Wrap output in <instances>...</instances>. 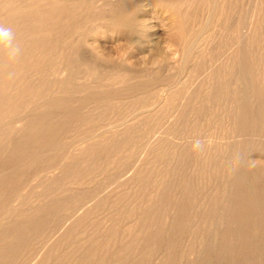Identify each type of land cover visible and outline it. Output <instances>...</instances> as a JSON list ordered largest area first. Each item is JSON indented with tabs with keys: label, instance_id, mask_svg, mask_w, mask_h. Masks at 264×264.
Listing matches in <instances>:
<instances>
[{
	"label": "rangeland",
	"instance_id": "374dc122",
	"mask_svg": "<svg viewBox=\"0 0 264 264\" xmlns=\"http://www.w3.org/2000/svg\"><path fill=\"white\" fill-rule=\"evenodd\" d=\"M0 24V264H264V0H0Z\"/></svg>",
	"mask_w": 264,
	"mask_h": 264
},
{
	"label": "bare ground",
	"instance_id": "6f19581e",
	"mask_svg": "<svg viewBox=\"0 0 264 264\" xmlns=\"http://www.w3.org/2000/svg\"><path fill=\"white\" fill-rule=\"evenodd\" d=\"M105 7V6H104ZM68 9V8H67ZM69 11V10H68ZM30 12H32L31 10H30ZM28 13V12H27ZM20 14V13H19ZM32 14V13H31ZM43 14V13H42ZM27 15V14H26ZM7 16V15H6ZM44 16H46V15H44ZM30 17V16H29ZM15 18V17H14ZM25 18V17H24ZM48 18V17H47ZM27 19V18H26ZM25 19V20H26ZM33 19H34V17H33ZM68 19V18H67ZM86 19V18H85ZM17 20V19H16ZM32 20V19H31ZM66 20V19H65ZM40 21V20H39ZM55 21H57V20H55ZM35 22V21H34ZM42 22V21H41ZM45 22V21H44ZM63 22V21H62ZM24 23V22H23ZM56 23V22H55ZM31 24V23H30ZM33 24V23H32ZM42 25H43V23H42ZM50 25V24H49ZM57 25V24H56ZM16 26V25H15ZM23 26V25H22ZM27 26H29V24L27 25ZM51 27V26H50ZM26 28V27H25ZM73 28V27H72ZM33 29V28H32ZM70 29V28H69ZM19 30V29H18ZM41 30H43V29H41ZM13 31H15V30H13ZM33 31V30H32ZM43 31H46V30H43ZM27 32H28V30H27ZM47 32V31H46ZM51 32V31H50ZM63 32V31H62ZM45 33V32H44ZM48 33V32H47ZM64 33H66V32H64ZM53 34V33H52ZM69 34V33H68ZM49 35V34H48ZM28 36V35H27ZM30 37V36H29ZM29 37H28V39H29ZM31 37H33V36H31ZM30 37V38H31ZM27 38V37H26ZM50 39H52V38H50ZM48 40V39H47ZM65 40V39H64ZM33 41V40H32ZM37 41V40H36ZM19 42V41H18ZM44 42V41H43ZM42 42V43H43ZM47 42V41H46ZM22 43V42H21ZM28 43H30V42H28ZM39 43V42H38ZM33 44H34V42H33ZM36 44V43H35ZM50 44V43H49ZM57 44V43H56ZM25 46V45H24ZM50 47V46H49ZM63 48V47H62ZM2 49V48H1ZM56 50H58V49H56ZM31 51V50H30ZM42 51V50H41ZM52 52V51H51ZM50 53V52H49ZM54 53V52H53ZM59 53V52H58ZM51 54V53H50ZM6 55V54H5ZM19 56H20V53H19ZM22 56V55H21ZM26 56V55H25ZM34 57V56H33ZM43 57V56H42ZM59 57V56H58ZM23 58V57H22ZM25 58V57H24ZM28 58V57H27ZM26 58V59H27ZM0 59H2V58H0ZM4 59V58H3ZM6 60V59H5ZM46 60V59H45ZM7 61V60H6ZM16 61H19V60H16ZM26 61V60H25ZM3 62V61H2ZM8 62H10V60L8 61ZM1 63V62H0ZM69 64V63H68ZM7 65V64H6ZM21 65H23V64H21ZM25 65V64H24ZM52 65V64H51ZM66 65V64H65ZM8 66V65H7ZM3 67V66H2ZM10 67H11V64H10ZM9 66H8V70H10L9 68H10ZM13 67V66H12ZM11 67V68H12ZM41 67V66H40ZM61 67V66H60ZM5 68H6V66H5ZM16 68H17V66H16ZM22 68H23V66H22ZM13 69V68H12ZM11 69V70H12ZM10 70V71H11ZM43 70V69H42ZM52 70H54V69H52ZM4 71V70H3ZM9 71V72H10ZM1 72V71H0ZM65 72V71H64ZM33 74V73H32ZM38 74V73H37ZM42 75V74H41ZM40 76V75H39ZM56 76V75H55ZM59 76L60 77H62L61 76V72H60V74H59ZM245 76V75H244ZM16 77H18V76H16ZM120 78V77H119ZM46 79V78H45ZM115 79V78H114ZM236 80V79H235ZM3 81V80H2ZM12 81V80H11ZM19 82H21V81H19ZM18 82V83H19ZM27 83V82H26ZM20 84V83H19ZM26 85V84H25ZM10 86V85H9ZM29 87V86H28ZM45 88V87H44ZM248 88V87H247ZM11 89V88H10ZM28 89V88H27ZM25 91V90H24ZM27 91V90H26ZM36 91V90H35ZM38 92V91H37ZM252 92V91H251ZM31 93V92H30ZM41 93V92H40ZM29 95V94H28ZM35 96V95H34ZM29 98H30V96H29ZM35 98V97H34ZM2 99H3V97H2ZM21 99V98H20ZM24 102V101H23ZM161 104V103H160ZM11 106V105H10ZM27 108V107H26ZM11 109V108H10ZM239 112V111H238ZM237 112V113H238ZM234 113V112H233ZM232 113V114H233ZM235 114V113H234ZM2 115H4V114H2ZM235 115H237V114H235ZM234 115V116H235ZM249 119H251V118H249ZM253 119V118H252ZM247 120V119H246ZM2 121V120H1ZM230 121H231V119H230ZM253 121V120H252ZM3 122V121H2ZM256 122V121H255ZM127 123V122H126ZM260 123V122H259ZM130 124H131V122H130ZM235 125V124H234ZM15 126V125H14ZM132 127V126H131ZM236 127V126H235ZM117 128V127H116ZM128 128V127H127ZM112 129V128H111ZM229 129V128H228ZM236 129V128H235ZM247 129H248V127H247ZM15 130V129H14ZM106 130V129H105ZM238 130V129H237ZM249 131H251L252 132V129H249ZM233 132V131H232ZM260 136V135H259ZM254 138V137H253ZM166 142V141H165ZM251 143V142H250ZM83 144V143H82ZM81 144V145H82ZM125 144H126V142H125ZM79 146V145H78ZM46 147V146H45ZM76 148V147H75ZM233 150V149H232ZM221 152V151H220ZM35 154V153H34ZM221 154V153H220ZM86 156V155H85ZM234 156V155H233ZM179 157V156H178ZM219 157V156H218ZM225 157V156H224ZM160 158V157H159ZM220 159V158H219ZM155 160V159H154ZM246 162V161H245ZM150 163V162H149ZM202 163H203V161H202ZM157 164V163H156ZM233 164H235V163H233ZM244 164V163H243ZM244 166H245V164H244ZM235 167V166H234ZM215 169V168H214ZM234 169V168H233ZM239 169V168H238ZM224 170V169H223ZM259 170V169H258ZM214 171V170H213ZM238 171H240V170H238ZM257 171V170H256ZM150 172V171H149ZM218 174V173H217ZM169 175V174H168ZM168 177V176H167ZM171 179H172V177H171ZM155 180V179H154ZM161 182V181H160ZM170 184V183H169ZM229 184V183H228ZM161 186V185H160ZM224 187V186H223ZM130 189V188H129ZM136 189V188H135ZM225 190V189H224ZM128 190H126L125 192H127ZM125 192H123V193H125ZM240 192V191H239ZM247 192V191H246ZM113 193V192H112ZM223 193V192H222ZM111 194V193H110ZM144 194V193H143ZM118 195V194H117ZM119 195H120V193H119ZM169 195V194H168ZM228 195V194H227ZM192 196V195H191ZM215 197H217L216 195H214ZM223 196H224V194H223ZM124 197V196H123ZM134 197V196H133ZM143 198V197H142ZM148 198V197H147ZM196 198V197H195ZM216 199V198H215ZM244 199V198H243ZM119 200V199H118ZM204 200H205V198H204ZM228 200V199H227ZM105 201H107V198H106V200ZM177 201V200H176ZM104 202V201H103ZM136 202H138V201H136ZM151 202V201H150ZM149 202V203H150ZM227 203V202H226ZM230 203V202H229ZM233 203V202H232ZM106 203H104V205H105ZM113 204V203H112ZM116 204V203H115ZM208 204H209V201H208ZM82 205V204H81ZM142 205V204H141ZM253 205V204H252ZM86 206H87V204H86ZM208 206V205H207ZM231 206V205H230ZM97 207V206H96ZM226 207V206H225ZM86 208V207H85ZM165 209V208H164ZM131 210V209H130ZM197 210V209H196ZM8 211H9V209H8ZM219 211V210H218ZM15 212V211H14ZM13 212V213H14ZM192 212V211H191ZM214 212H216V211H214ZM231 212V211H230ZM252 212V211H251ZM121 213V212H120ZM130 213V212H129ZM234 213H236V212H234ZM238 213V212H237ZM255 213V212H254ZM106 214V213H105ZM104 215V214H103ZM120 215V214H119ZM129 215V214H128ZM196 215V214H195ZM150 216V215H149ZM239 216H240V214H239ZM233 217V216H232ZM260 217V216H259ZM241 219H242V216H241ZM137 220V219H136ZM158 220V219H157ZM80 221H82L81 220V218H80ZM85 222V221H84ZM223 222V221H222ZM110 223V222H109ZM137 223V222H136ZM145 223V222H144ZM233 223V222H232ZM232 223H230V224H232ZM221 224V223H220ZM226 224H228V223H226ZM77 225V224H76ZM131 228V227H130ZM84 229V228H83ZM82 229V230H83ZM197 230V229H196ZM238 230V229H237ZM62 231V230H61ZM134 231V230H133ZM180 232V231H179ZM184 232V231H183ZM191 232V231H190ZM240 232V231H239ZM249 232V231H248ZM67 233V232H66ZM65 233V234H66ZM84 233V232H83ZM82 233V234H83ZM140 234H139V237H141V232H139ZM215 233V232H214ZM114 234H115V232H114ZM260 234V233H259ZM37 235V234H36ZM157 236V235H156ZM155 236V237H156ZM231 236H232V234H231ZM103 237V236H102ZM204 237V236H203ZM216 237V236H215ZM255 237V236H254ZM167 238V237H166ZM248 238V237H247ZM69 239V238H68ZM204 239V238H203ZM226 239V238H225ZM175 240V239H174ZM243 240V239H242ZM241 240V241H242ZM85 241V240H84ZM106 241H108V240H106ZM52 242V241H51ZM96 243L98 242V241H95ZM94 242V243H95ZM110 242H111V240H110ZM218 242H219V240H218ZM81 243H83V242H81ZM116 243V241H114V244ZM151 243V242H150ZM64 244V243H63ZM248 244V243H247ZM47 245V244H46ZM45 245V246H46ZM81 245V244H80ZM97 245V244H96ZM85 246V245H84ZM128 246H130V244L128 245ZM114 248V247H113ZM105 249V248H104ZM82 250V249H81ZM80 250V251H81ZM112 250V249H111ZM103 251V250H102ZM106 251V250H105ZM67 252V251H66ZM108 253V252H107ZM66 254V253H65ZM105 256V255H104ZM74 257H75V255H74ZM210 257V256H209ZM240 257V256H239ZM45 258V257H44ZM58 258V257H57ZM1 259V258H0ZM59 259V258H58ZM127 260V259H126ZM34 261V260H33ZM77 261V260H76ZM101 261V260H100ZM129 261V260H128ZM101 263V262H100ZM123 263H124V261H123ZM80 264H81V262H80ZM85 264V263H84ZM157 264V263H156Z\"/></svg>",
	"mask_w": 264,
	"mask_h": 264
},
{
	"label": "clouds",
	"instance_id": "9594fccd",
	"mask_svg": "<svg viewBox=\"0 0 264 264\" xmlns=\"http://www.w3.org/2000/svg\"><path fill=\"white\" fill-rule=\"evenodd\" d=\"M15 33L11 27H5L0 24V48L6 51L7 57L10 61H15L20 53V47L18 43H14ZM202 147V142L197 140L194 144V148Z\"/></svg>",
	"mask_w": 264,
	"mask_h": 264
}]
</instances>
